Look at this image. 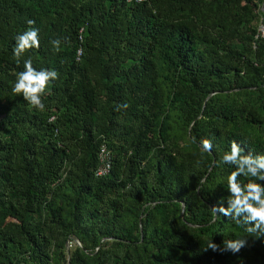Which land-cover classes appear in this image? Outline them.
<instances>
[{
	"label": "trees",
	"instance_id": "1",
	"mask_svg": "<svg viewBox=\"0 0 264 264\" xmlns=\"http://www.w3.org/2000/svg\"><path fill=\"white\" fill-rule=\"evenodd\" d=\"M261 24L264 0H0V264H264V234L212 211L232 141L264 154ZM28 59L59 74L42 112L12 92Z\"/></svg>",
	"mask_w": 264,
	"mask_h": 264
},
{
	"label": "clouds",
	"instance_id": "2",
	"mask_svg": "<svg viewBox=\"0 0 264 264\" xmlns=\"http://www.w3.org/2000/svg\"><path fill=\"white\" fill-rule=\"evenodd\" d=\"M35 20L28 19V30L15 37L16 44L13 48V55L19 63L20 57L32 48L39 49V29L34 27ZM55 52L61 50L60 39L50 41ZM79 57V52L77 53ZM56 70H37L33 67L32 60L24 61V70L20 71L12 87L15 95L22 96L30 109L44 111L45 104L42 97L45 95L49 84L58 79ZM126 107V105H125ZM52 122V121H49ZM201 150L211 152L213 145L208 139L200 141ZM244 150L239 143L232 141L230 150L226 151L219 163L234 166V170L227 177V207L223 204V198L217 205L212 206V211L216 215L229 217L231 221L238 225H247L246 233L257 236L264 234V184L257 181H264V154L252 155L243 154ZM249 178L247 183L242 184L238 177ZM246 244L243 239L226 240L224 248L211 239L207 241L205 250L230 251L238 253Z\"/></svg>",
	"mask_w": 264,
	"mask_h": 264
},
{
	"label": "built area",
	"instance_id": "3",
	"mask_svg": "<svg viewBox=\"0 0 264 264\" xmlns=\"http://www.w3.org/2000/svg\"><path fill=\"white\" fill-rule=\"evenodd\" d=\"M141 1V0H137ZM259 34L264 36V24H261L259 28ZM81 50H79V54ZM112 152L107 148L106 145L101 146L99 151V166L96 169V174L99 176H104L108 174L112 167Z\"/></svg>",
	"mask_w": 264,
	"mask_h": 264
}]
</instances>
